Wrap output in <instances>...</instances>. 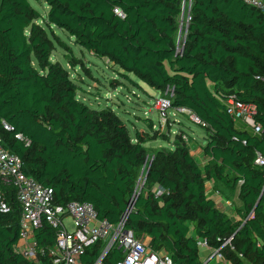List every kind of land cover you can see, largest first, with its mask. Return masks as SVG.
<instances>
[{
  "label": "trees",
  "instance_id": "obj_1",
  "mask_svg": "<svg viewBox=\"0 0 264 264\" xmlns=\"http://www.w3.org/2000/svg\"><path fill=\"white\" fill-rule=\"evenodd\" d=\"M42 1L45 15L29 0H0V137L21 159L24 174L51 187L55 203H91L98 219L114 224L147 163L126 219L137 237L177 264H200L198 239L216 248L231 237L233 248L222 250L229 264H264V167L255 163V152L264 155V15L240 0H191L181 43L182 0ZM51 27L123 75L159 93L172 90L171 108L187 109L206 124L205 164L182 143L146 162L150 138L131 135L112 108L81 101L67 68L51 60ZM232 93L256 105L260 135L233 121L216 97ZM208 183L222 194L237 188V219L207 195ZM1 202L8 211L0 208V264H53L48 256L34 262L14 252L20 209L12 184L2 179ZM34 235L38 247L53 243L54 230L45 222ZM99 250V242L85 247L80 264H92ZM119 258L109 251L103 264Z\"/></svg>",
  "mask_w": 264,
  "mask_h": 264
},
{
  "label": "built area",
  "instance_id": "obj_2",
  "mask_svg": "<svg viewBox=\"0 0 264 264\" xmlns=\"http://www.w3.org/2000/svg\"><path fill=\"white\" fill-rule=\"evenodd\" d=\"M240 1L264 15V0ZM190 5L191 0H182L178 42L184 41L186 35L191 19ZM164 95L156 100L161 117L165 116L167 108H171L168 95H172V90L166 88ZM216 97L224 103L225 111L233 121H239L253 134L262 133V126L256 119L258 111L254 103L241 101L233 93L225 97L220 95ZM173 109L182 111L184 108ZM193 119L203 127L206 126L195 115ZM2 127L4 130H10L4 122ZM14 137L25 145L29 144V141L20 133L15 134ZM255 163L264 167V155L255 152ZM0 179L11 183L14 188L20 209V228L13 250L27 260L38 262L41 256H48L53 264H80V256L84 253L85 247L99 242V254L92 264H103L105 256L112 250H116L120 255L114 264H177L172 261L168 253L153 250L149 239L139 238L127 228V217L123 215L112 224L98 219L91 203L76 200L64 204L55 203L53 189L43 186L32 176L24 174L21 159L4 148L1 137ZM0 208L2 211H8L5 203L1 202ZM67 219L70 222V228L66 225ZM44 222L54 230V240L48 247H38L34 234ZM230 239L231 237H228L216 248L210 247L206 239H198L196 241L198 247L206 248L209 253L200 264H229L222 250L226 246L233 248L230 245Z\"/></svg>",
  "mask_w": 264,
  "mask_h": 264
},
{
  "label": "rangeland",
  "instance_id": "obj_3",
  "mask_svg": "<svg viewBox=\"0 0 264 264\" xmlns=\"http://www.w3.org/2000/svg\"><path fill=\"white\" fill-rule=\"evenodd\" d=\"M29 1L41 15L46 14L48 7L42 0ZM48 33H51L55 46L51 60L67 68L69 75L80 86L79 99L95 109L112 108L126 124L131 135L138 131L150 138L144 143L146 162H149L158 150L171 151L176 143H182L189 148L200 166L205 164L207 158L201 148L206 143V131L193 119L194 114L191 111L167 108L165 116L161 117L156 100L165 96L164 93L147 86L132 74L123 75L110 61L92 55L57 28L51 27ZM147 168L146 163L140 169L136 193H139L143 185ZM153 191L156 196L162 193L158 185L153 187ZM207 195L232 219L238 218L237 209L241 207V202L237 197V188L232 194L224 189L222 194L208 183ZM66 225L70 228L68 219ZM208 254L206 248L200 247V262L204 261ZM244 264H247L245 260Z\"/></svg>",
  "mask_w": 264,
  "mask_h": 264
},
{
  "label": "water",
  "instance_id": "obj_4",
  "mask_svg": "<svg viewBox=\"0 0 264 264\" xmlns=\"http://www.w3.org/2000/svg\"><path fill=\"white\" fill-rule=\"evenodd\" d=\"M150 162V161H149ZM147 173V172H146ZM146 175V174H145ZM263 190H264V187H263ZM138 195V193H136V192H134V194L131 196V198H130V200H129V202H128V205H127V207H126V209H125V211L123 212V216L124 217H127L128 216V214H129V212H130V209H131V206H132V204L134 203V200H135V198H136V196ZM259 200V199H258Z\"/></svg>",
  "mask_w": 264,
  "mask_h": 264
},
{
  "label": "crops",
  "instance_id": "obj_5",
  "mask_svg": "<svg viewBox=\"0 0 264 264\" xmlns=\"http://www.w3.org/2000/svg\"><path fill=\"white\" fill-rule=\"evenodd\" d=\"M181 42L183 43V41L181 40ZM148 239V238H147Z\"/></svg>",
  "mask_w": 264,
  "mask_h": 264
}]
</instances>
